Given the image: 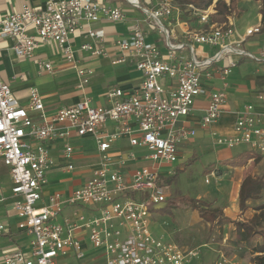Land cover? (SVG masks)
<instances>
[{
  "label": "built area",
  "instance_id": "obj_1",
  "mask_svg": "<svg viewBox=\"0 0 264 264\" xmlns=\"http://www.w3.org/2000/svg\"><path fill=\"white\" fill-rule=\"evenodd\" d=\"M126 1L143 11L158 28L166 49L147 41L148 31L140 21L131 26L127 36L115 41L120 55L113 64H129L142 72L144 80L139 88L112 89L106 105L95 106L84 95L78 103L48 116L37 89L30 90L25 107L10 84L0 80V159L9 168L18 229L32 237L28 252L14 247L4 253L3 264H68L71 257L77 264H98L101 259L104 264H190L200 256L197 248H183L164 236H156L151 228V210L166 202L167 183H161L160 170L178 163L182 145L197 137L198 129L182 121L190 116L198 98L208 101L199 128L209 130L224 116L226 93L210 91L205 84V78L213 77V65L227 62L218 71L225 80L238 65L233 55L264 64V45L259 55L242 48L260 27L248 29L246 39L233 41L237 32L234 13L222 23L210 24L217 1L207 10L189 5L200 23L209 28L188 33L185 42L177 43L172 18L179 19L182 7L176 0H158L153 8L138 0ZM226 4L230 6V1ZM126 18L122 7L98 0H46L41 9L26 4L20 12L0 15V43L10 40L12 51L21 60L34 59L37 49L43 46L56 48L75 69L78 87L84 91L94 70L81 65L76 53L108 57L106 33L89 29L87 37L95 43L86 42L78 51L71 37L83 24L120 23ZM196 45L218 51L211 58L200 59ZM39 69L48 74L55 71L50 62L40 61ZM257 98L264 103V93ZM31 113H37L40 120L36 122ZM212 136L221 147L246 146L264 155V113L257 112L252 104L246 105L236 113L232 134L212 132ZM74 139L95 143L92 178L67 195L50 192L49 175L57 166L52 155L56 145L61 146L65 160L59 167L69 173L77 170ZM124 141L129 145L126 150L120 147ZM139 163L143 164L135 167ZM173 174L175 171L169 173ZM211 176L218 177L217 171H211ZM5 202L0 192V203ZM7 232L8 227L0 220V234ZM96 250L100 252L98 258L93 252ZM218 257L217 264H242L224 252Z\"/></svg>",
  "mask_w": 264,
  "mask_h": 264
},
{
  "label": "crops",
  "instance_id": "obj_2",
  "mask_svg": "<svg viewBox=\"0 0 264 264\" xmlns=\"http://www.w3.org/2000/svg\"><path fill=\"white\" fill-rule=\"evenodd\" d=\"M98 1L109 4L111 6L122 7L119 3H113L111 0H109V2H107V0H103V1L98 0ZM144 1L147 2L145 6L149 8L155 7L158 2V0L156 1V3H153L150 0H144ZM214 1H217V0H214ZM224 1L231 2V0H224ZM45 2L46 0H0V15L5 16L8 14L20 12L23 6L26 4H29L35 9H41L44 7ZM260 2L261 4L258 5L257 3H260ZM239 5L240 6H238V9L245 7L252 12L256 11L258 18H257L256 24L247 26L244 32H241V31L238 32L236 29L237 31L236 36L234 37L233 41H242L243 39L246 38V33L248 29H251L253 27L262 26V23H261L262 15L260 14L262 0H259L258 2H252V0H240ZM188 6L189 5L182 7V11H181V15L179 16V19L172 18L173 27L178 32V39L175 41L177 43L185 42L187 40L188 33L202 31L203 29L206 28L205 25L200 24L199 17ZM213 6H216V3L213 4ZM215 11L216 9L212 10V14L209 19L210 24L216 23L212 21V16L216 14ZM236 13L237 11L234 12L235 15ZM128 15H127L126 20L120 23H109V22L102 21L98 23L83 24L84 25L83 28L81 30H78L71 37L73 48L76 51H78L81 45L86 42L95 43V41L87 37L88 35L87 32L89 29L90 30H100L101 29V30H104L106 33V40L104 42V47L107 49L109 53L108 57L103 56L101 58H95L87 53H83V52L76 53V58L77 60H79V63L81 65H84L85 67H88L94 70V75L91 78L89 85L86 87L84 91H81L79 87H77V79L75 82L72 83L70 87H66V88L64 87L65 83H63L62 81H60V83L55 84L53 77H52L55 74V71L53 74H46L47 76L44 74L40 75V69H39L40 61L50 62L53 64L51 58L55 55H52L47 52L46 49L49 46H43L37 49L34 59L21 60L17 58L14 52L12 51V42L10 40H4L0 44V80L10 84L14 95L17 97V99H19L20 103L25 107H27L29 103L30 90L33 88L37 89L43 97L48 116L56 114V112L61 108L56 107L57 101H55L54 99L49 100L46 97L52 98V95L56 96L58 92L60 91H61L60 95L62 96L66 95L67 96L66 98L72 101L71 105H68L66 107H69V106H72L78 103L84 95L88 96V98L92 100L95 106L108 104L109 103L108 94L112 89L120 88L125 91H131V90L139 88L142 85L143 80H144L143 73L138 71L135 67L129 64L114 65L112 62L114 58L120 55L119 51L115 49L114 47L115 41L124 36H127L129 34V30L131 26L137 21L141 20V19L136 20L135 18H131L130 13ZM184 17H187L188 19H192V17L198 18L200 28L191 29L187 25L186 20H184ZM140 22L142 26L144 27V29L148 31L147 41L158 43L161 49L163 51H166L165 46H164L163 37L162 39L160 37V40L152 41L151 36L154 35V30L153 29L151 30L150 27L147 25L148 24L147 20L143 19ZM258 34H260L261 36H264V32L258 33ZM249 38L250 37L247 38V41ZM246 42H244L243 45ZM198 46L200 45L195 46V51H196L197 56L200 59L211 58L215 55V54L209 55L208 52H206L202 48V46H200L201 48L197 49ZM259 50L260 48H258V51L255 52L256 50L254 47V52L247 51V50L245 51L253 55H259ZM185 53L189 54L188 51H186ZM231 58L238 62V65H237L238 67L239 65L245 62V58L247 57H238L236 55H233ZM252 62L253 64H255L254 65L255 70L253 68L251 69V71L248 72V74L245 72L243 75L239 77H233L232 79H229L228 83L225 81L226 82L225 85H223V82H221L223 79L221 78V75L218 73V71L223 69L227 65V62L225 65H222V62L216 63L213 65V68L211 69L213 77L211 79L205 78V84H206V87L210 91L221 90L226 93L228 101L225 107V114L222 117V119L217 124L213 125L209 130H203L199 128V124L204 115V111L208 105V101L204 97L197 99L194 109L191 112L190 116L182 121L183 124H185V126L189 128L198 129V134L194 140H192L191 142L187 144L182 145V147L180 148L178 164L181 165V167L184 164H187L185 163L186 160H189L190 157L195 156V154H197L200 149L205 147V145L207 144V141H206L207 138H213L212 132H216L219 135L232 134L234 123L236 120V113L239 111H242L246 105L252 104L255 106V109L257 110V112L264 113V103L259 101L257 98L259 94L264 93V64L257 63L253 60ZM19 63H29L32 70L30 69L29 70L26 69V71L22 70ZM58 63L61 64V63H66V62L64 61V59H62V57H60ZM66 65H67L66 69L75 70L69 64H66ZM64 70H65V67L63 70H60L59 72H62ZM135 74H138V75L135 76ZM60 78H63V76H60ZM96 81H100V82L96 83ZM74 83L76 84V88L72 89V86ZM48 84H51V85L54 84V86L51 88H47L46 86H49ZM225 86L226 88H224ZM57 89L59 91H57ZM31 116L36 122L40 120L37 113H31ZM108 127L111 128L112 124L109 123ZM78 140H82V139H74L75 145L78 142ZM193 143L198 144L200 149H198L197 146ZM120 147L126 150L129 148V145L127 141H124L120 145ZM77 150H78V156L74 161V164L77 170L73 173L76 176H80V175H83V173H87L86 170H82L83 167H85L86 165L84 162L86 157L82 153V149L77 148ZM247 153H253L256 156H261L257 154L256 152L251 151L248 148V151L246 150L236 157L222 158L218 156V158L212 162L214 163V162H218L219 160H223L224 165L227 164L231 166V168L233 167V169L229 168V170H233L232 176H230L231 173L226 170L228 168L224 166L226 170L224 172L225 174H223V176L221 177L219 175L218 177H216V179L218 180V191H219L218 195L222 197V201L220 205L221 206L220 208L222 209L221 213L224 215L226 219V220H223V222L225 221V224L223 225L233 226V231L235 232L233 233V236L231 239L229 238V235L225 236L224 238L225 244L228 242V240L234 241L235 239H237V236H238V233H236L237 227H235L234 222L242 221L243 217L245 216L244 214L245 212L243 213L241 211L240 203H239V192H240L241 185L248 172H252L253 176L256 178V171H258L259 165L264 161V156L262 155L263 156V157L261 156L262 160L258 164H254L255 158L249 159L243 165H233L232 164V163L240 161L242 157L244 156V154H247ZM52 155L55 158V162L57 166L49 175L50 187L51 189H55L57 191L60 190L65 195H67L73 189L78 188V187H75V188L72 187L69 190H67L65 183L63 182L62 179L59 178L60 175L62 176V174H72L69 172H65L63 169L59 167L65 162V160L61 156V146L60 145H56V147L53 148ZM94 159L96 162V152H95ZM0 161L2 160L0 159ZM194 161H195L194 159H191L188 163V166ZM142 164L143 163H139L135 165V167L140 166ZM253 166H255V169H253ZM89 168H88V171L91 173V170H89ZM163 169H169V173H170L174 170V168L173 166L172 167L165 166V167H162L160 170L161 175H162V180L167 183L166 177L170 175L169 173L167 174L166 172H163ZM176 169H179V167ZM5 176L9 179L10 183H8L6 179H4ZM228 176H230L229 179H227ZM11 188H12V180L10 177L9 168L6 165L3 167L0 166V192L3 195V197L6 199L5 203H0V220L3 223H5V225L8 227L7 233L0 234V264H3L2 258H3L4 253L7 251H10L14 247H18L22 249L23 251L28 252L30 241L32 240L31 236L27 235V233L20 231L18 229L19 218L17 216L16 211L13 208L14 197L12 195ZM231 188H234V192L231 191ZM260 199L262 200V198ZM260 199L249 200L247 204L251 205L254 202H257V206L260 207L264 205V201H260ZM256 213L257 211L254 214ZM151 221H152L151 228L153 230L154 229L153 228L154 227L153 217ZM228 229H231V227H228ZM238 241H239V237H238ZM252 241H254V237ZM239 242H242L245 246H247V244H249L250 241L248 243L243 242V241H239ZM261 246H257V250H255L254 255L256 256L262 255L261 253L257 252L259 251ZM234 258H237L238 260L240 259L237 254L234 256ZM250 264H254V262H251Z\"/></svg>",
  "mask_w": 264,
  "mask_h": 264
},
{
  "label": "rangeland",
  "instance_id": "obj_3",
  "mask_svg": "<svg viewBox=\"0 0 264 264\" xmlns=\"http://www.w3.org/2000/svg\"><path fill=\"white\" fill-rule=\"evenodd\" d=\"M111 1L113 3H119L122 6V8L126 11L127 15L130 13L131 18H135L136 20L141 19L139 21H142L143 19L147 20L148 21L147 25L150 27L151 30L152 29L154 30V35L151 36L152 41L160 40V37L162 39V36L160 35V33H158V28L154 26L152 21L147 18V16L143 11H141L137 7L132 6L126 0H111ZM131 1L136 2L135 0H131ZM138 1H140V3L143 4L144 6L147 3L144 0H138ZM150 1L156 3L157 0H150ZM258 1L259 0H252V2H258ZM107 2H109V0H107ZM257 4L259 5L261 4V2ZM233 13L234 12H232L231 14ZM257 18L258 16L256 11L252 12L245 7L239 8L237 10L235 17L237 31L244 32L247 26L256 24ZM184 20H186L187 25L191 29L200 28L199 25L200 21L198 22V18L192 17V19H188L187 17H184ZM263 45H264V36H261L260 34H253L248 39V41L244 45H242V48H244L247 51L254 52V47H255L256 50L255 52H257L258 48H261ZM199 48L201 47L198 46L197 49ZM202 48L206 52H208L209 55H214L215 52L218 51L217 48H213L207 45H203ZM46 50L48 53L55 55L51 58L55 70V74L52 76L54 83L57 84L60 83V81H62L63 83H65L64 87L66 88V87H70L72 83L75 82L77 79V87H78L79 83H78V77L76 75V71L72 69H66L67 63H61V64L58 63L60 57H62L59 54V50H57L52 46H49ZM54 58L57 60H55ZM225 64L226 62L223 61L222 65ZM19 65L24 71H26V69L32 70L29 63H19ZM254 65L255 64H253L252 60L245 58V62L239 65L237 68H235L232 71V73L228 75L225 80H222L221 82H223V85H225V83L226 82L228 83L229 79H232L233 77H239L243 75L245 72L248 74V72L254 68ZM64 67L65 70L59 72L60 70H63ZM41 74L46 75L48 73L42 70L40 72V75ZM136 75L138 74H135V76ZM60 76H63V78H60ZM99 82L100 81H96V83ZM48 85L49 86H46L47 88H51L54 86V84L53 85L48 84ZM74 88H76L75 83L72 86V89ZM224 88H226V86ZM57 91L59 90L57 89ZM60 92H58L56 96L52 95V98L49 97L46 98H48L49 100L54 99L55 101H57V105H56L57 108H63L68 105H71L72 101L66 98L67 97L66 95L63 96L60 95ZM207 139H206L207 144L202 149L199 148L198 144L193 143L200 150L198 151L197 154H195V156H192L189 158V160H186L185 163L187 164H184L182 167L178 163L172 165L174 170L171 173H173L174 171L176 172V168L178 167L182 169L184 168L185 171L179 172L175 180L170 184L168 183L167 180L173 175L166 177L167 185L165 186V196L168 207L160 210H155V209L151 210V215L153 217V222H154L153 232L156 236H164L166 239H170L171 241L182 246L183 248L186 249L197 248L200 252V256L198 258H195L190 264H217L219 259L218 257L219 252H224L226 256L229 258H234V256L237 254L242 264H250L251 262H253V259L256 257V255H254V252L255 250H257V246H261L264 243L263 234L262 235L261 233L257 234L254 237V241H252L253 240L252 239L249 242V244H247V246H245L242 242L238 241V236L237 239H235L234 241L228 240V242L225 244L224 243L225 236L229 235V238L231 239L233 233H235L233 231V226L223 225L225 224V221L223 222L222 219L216 220L214 222L207 221L199 217L198 214L199 210H192L190 208H187L186 206H182L179 205L178 203H175L177 198L188 197L192 199H197L198 202L196 205L198 208L219 210L220 212L222 211V209L220 208L222 197L218 195L219 193L218 180L216 179V177L211 176V171L213 170L217 171V174L221 177L223 176V174H225L224 172L226 170L229 171L231 173L230 176H232L233 170H229L231 166L227 164L224 165L223 160H219L218 162H214V163L212 162L215 161V159H217L218 156L222 158L236 157L241 153H243L244 151L246 150L248 151V148L246 146H239L232 149H227L225 147H221L218 144H216L213 138H207ZM75 146L76 148L82 149V153L86 157V159L84 160L86 165L85 167H83L82 170H86L87 173H83V175L80 176H76L74 173L62 174V176L60 175L59 178L63 180L67 190H69L72 187L73 188L80 187L84 185L88 180H90L92 178V174L88 171V168L90 167L89 170H91L92 165L95 163V159H94L95 144L92 140L89 139L78 140ZM191 159H194L195 161L188 166V163ZM0 166L2 167L5 166L2 161H0ZM224 166L228 169L225 170ZM231 169H233V167ZM253 169H255V166H253ZM163 172H166L168 174L169 169H163ZM230 176H228L227 179H229ZM256 178H262L264 180V161L259 165L258 171H256ZM4 179H6L8 183H10L9 179L6 176ZM207 180L208 183L206 182ZM54 190L55 189H51L50 187L49 191L52 192ZM231 191L234 192V188H231ZM261 198L262 200L260 199V201H264V189L262 191ZM257 208H258L257 202L248 205V209L244 213L245 216L243 217L242 222H247L251 220L252 217L255 215L254 213L256 212L255 210ZM236 223L238 222H234L235 227H236ZM228 227H231V229H228ZM93 252H95L94 254L96 258H98L99 257L98 254L100 252L97 250ZM67 263L77 264L76 262H74V257H71ZM104 263H105L104 259H101L98 262V264H104ZM61 264H66V262L62 261Z\"/></svg>",
  "mask_w": 264,
  "mask_h": 264
},
{
  "label": "trees",
  "instance_id": "obj_4",
  "mask_svg": "<svg viewBox=\"0 0 264 264\" xmlns=\"http://www.w3.org/2000/svg\"><path fill=\"white\" fill-rule=\"evenodd\" d=\"M177 3L181 6L193 5L195 8L200 10H207L212 4L214 0H176ZM240 0H231L230 6H227L224 0H217L216 2V14L212 16V21L216 23H222L226 21L227 17L232 13L238 10ZM260 14L262 15V26L260 27L259 33L264 32V0H262V7L260 9ZM255 158L254 164H258L261 160V156H256L253 153L244 154L242 159L238 162L232 163L233 165H243L249 159ZM179 172H184V169H176V172L173 176L168 178V183H172L177 174ZM162 183V179H160ZM264 189V180L262 178H255L252 172H248L239 192V203L240 209L244 213L248 209L247 202L249 200H257L262 196V191ZM197 200L188 198V197H180L177 198L175 203L179 205L186 206L192 210H199V215L202 219L207 221H216L219 219L226 220L224 215L219 210H209V209H201L197 207ZM257 213L252 217L251 220L247 222H238L236 223L237 233L239 237V241L249 242L255 237L257 234L261 233L264 235V205L258 207L256 209ZM262 255H257L253 262L254 264H264V243L257 251Z\"/></svg>",
  "mask_w": 264,
  "mask_h": 264
},
{
  "label": "water",
  "instance_id": "obj_5",
  "mask_svg": "<svg viewBox=\"0 0 264 264\" xmlns=\"http://www.w3.org/2000/svg\"><path fill=\"white\" fill-rule=\"evenodd\" d=\"M168 207V204L165 202V203H161V204H158L154 207L155 210H160V209H165Z\"/></svg>",
  "mask_w": 264,
  "mask_h": 264
},
{
  "label": "bare ground",
  "instance_id": "obj_6",
  "mask_svg": "<svg viewBox=\"0 0 264 264\" xmlns=\"http://www.w3.org/2000/svg\"><path fill=\"white\" fill-rule=\"evenodd\" d=\"M131 1V0H130ZM135 1H137V0H135ZM133 2V1H132Z\"/></svg>",
  "mask_w": 264,
  "mask_h": 264
}]
</instances>
